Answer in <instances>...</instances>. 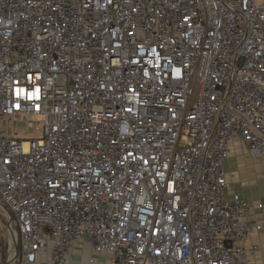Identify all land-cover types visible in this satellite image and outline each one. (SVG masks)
I'll return each mask as SVG.
<instances>
[{"label":"built area","instance_id":"1","mask_svg":"<svg viewBox=\"0 0 264 264\" xmlns=\"http://www.w3.org/2000/svg\"><path fill=\"white\" fill-rule=\"evenodd\" d=\"M235 140L264 159V0H0V264H246Z\"/></svg>","mask_w":264,"mask_h":264},{"label":"crops","instance_id":"2","mask_svg":"<svg viewBox=\"0 0 264 264\" xmlns=\"http://www.w3.org/2000/svg\"><path fill=\"white\" fill-rule=\"evenodd\" d=\"M249 147L251 145L245 142ZM238 143L230 146L229 159L224 163V173L227 181L233 186V191L229 193L227 201L233 202V195L238 194L240 198L248 204L262 205L263 209L254 208L246 216L247 221H258L264 227V165H255L250 160L247 161L248 172L243 171L244 164H240L233 155L237 152ZM233 157V158H232ZM70 256L68 264H78L74 262L79 253H90L87 240L81 241ZM245 250L248 253L246 264H264V228L260 232H253L246 241ZM103 258V257H102ZM98 260V259H97ZM98 264V263H97Z\"/></svg>","mask_w":264,"mask_h":264},{"label":"rangeland","instance_id":"3","mask_svg":"<svg viewBox=\"0 0 264 264\" xmlns=\"http://www.w3.org/2000/svg\"><path fill=\"white\" fill-rule=\"evenodd\" d=\"M32 121H34L33 119H31ZM25 121L24 117L23 118H16L15 119V123L13 124V133L16 137H31V136H35L36 132L35 130H33V128H26L25 126L22 127L21 124ZM12 128V126L10 124L7 123L6 127H5V133L9 134L10 136L12 135V131L10 130ZM238 143V148H237V152L233 155L234 158L237 159V161L240 162V164H244V168L242 167L241 169L243 171L248 172V166L247 165V161L249 162L250 160H252L254 163L253 164H257L259 162V164L264 165V159L260 156H258L252 149L251 147H249L245 142L241 141V140H235L234 143ZM232 157V158H233ZM92 258L96 259V262L98 264H107V261L105 259V257L102 258V256H94L92 255V253H84L81 252L78 254V256H76L75 261L74 262H78V264H90V260ZM98 259V260H97Z\"/></svg>","mask_w":264,"mask_h":264}]
</instances>
